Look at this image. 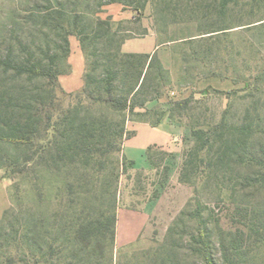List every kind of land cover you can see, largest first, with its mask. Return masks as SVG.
<instances>
[{"label": "trees", "instance_id": "1", "mask_svg": "<svg viewBox=\"0 0 264 264\" xmlns=\"http://www.w3.org/2000/svg\"><path fill=\"white\" fill-rule=\"evenodd\" d=\"M197 1L33 0L10 12L2 25L7 34L0 36V169L15 181V204L0 216V264H123L113 251L119 180L132 164L122 155L132 135L126 123L154 126L164 117L190 128L193 143L178 182L192 193L163 242L144 258L125 255V264H264L260 81L243 83L240 116L228 105L210 123L195 112L196 92L172 95L184 79H172L159 56L168 48L174 63L183 64L185 46L210 44L212 34L229 29L220 17L232 0ZM110 4L137 19L150 6L159 50L122 53L133 35L122 22L101 17ZM193 23L194 34L177 27ZM70 37L79 43L85 68L82 87L67 93L58 78L66 74L62 67L70 72ZM208 89L197 93L203 97ZM237 92L222 94L230 99ZM151 102L165 106L153 111L154 119ZM152 150L146 157L155 167ZM211 200L232 207V228L213 217Z\"/></svg>", "mask_w": 264, "mask_h": 264}, {"label": "rangeland", "instance_id": "2", "mask_svg": "<svg viewBox=\"0 0 264 264\" xmlns=\"http://www.w3.org/2000/svg\"><path fill=\"white\" fill-rule=\"evenodd\" d=\"M194 1L197 0H193L191 5L194 4ZM201 1L212 3L211 0ZM32 2L33 0H0V36L7 34L2 30V25L9 23L7 17L10 12L14 8L25 10ZM197 2L199 3L200 0ZM184 4L185 2L182 1L181 6ZM215 17L213 14L212 19L214 20ZM220 18L229 29L212 34L208 39L211 41L210 44L185 46L183 50L185 53H189L187 62L175 64L174 55L168 48L159 53L165 67L170 70L172 79H177L178 74H182L181 77L184 79L181 87H176L177 83L175 84L173 89L175 94L172 95L180 97L186 96L190 91L196 92L194 99L199 103L195 105V112L200 113L202 120L205 119L210 123L217 122L228 105H230L231 114L240 116L245 103V100L241 98L247 93L240 89L243 88L245 81L253 83L254 79H258L260 87L264 89V0H232ZM136 22H122V27L137 34L140 29ZM204 22L202 23L204 24ZM177 27L183 29V35L194 34L196 31L194 23L193 26L181 24ZM4 48L5 46L0 44V55ZM193 51L196 53L194 54ZM199 55H204L205 60L201 62L197 58ZM61 69L66 71V74L69 72L65 66ZM206 86H208L209 92L202 97L197 91ZM177 88L179 89L177 90ZM232 90L240 92L233 94L230 99L222 94ZM256 95L264 102V93L260 95L256 93ZM147 107L151 109L150 119H154L153 111L156 110L158 113L157 111L165 108V106L161 108L160 103L157 102H151ZM169 156L166 152L154 148L151 152L152 162L155 164L153 172L148 174L136 172L131 176L123 174L120 177L117 218L121 217L125 210L141 206L156 198V190L167 178ZM0 177H3L0 178L1 216L5 209L15 204V181L10 180L2 169H0ZM174 182L173 179L171 182L169 181L168 189L155 204V212L149 222L150 226L143 229L135 241L125 245V242L121 241V236L125 237V226L121 225V221L120 223L116 222L114 260L125 264V255L144 258L148 252L163 242L171 219L178 214L192 193L188 186L185 185L186 187L183 189L182 186H177ZM184 193L186 196L189 193L186 200L183 198ZM211 201L213 217L219 219L223 229L232 228V207L227 203Z\"/></svg>", "mask_w": 264, "mask_h": 264}, {"label": "crops", "instance_id": "3", "mask_svg": "<svg viewBox=\"0 0 264 264\" xmlns=\"http://www.w3.org/2000/svg\"><path fill=\"white\" fill-rule=\"evenodd\" d=\"M110 16L114 22L137 21L140 29L135 34L129 31L133 36L125 40L121 45V52L126 54H153L159 50L157 37L153 28L151 8L147 6L143 13L137 19V14L120 4H110L104 8L101 17ZM70 54L68 64L70 72L61 75L58 82L61 88L67 92H75L82 87L85 61L81 52L79 43L75 37L69 38ZM126 131L132 135L125 139L122 147V155L125 160L132 162L127 168L126 175L136 172L146 174L153 172L155 168L150 164L146 157V151L149 148H157L169 154V163L167 164L166 181L156 190L157 196L141 206L129 208L117 222L125 226V237L121 236V241L130 244L141 234L142 230L150 226L151 216L155 212V204L168 189V183L172 179L174 184L186 186L178 182V175L183 162L185 152L192 146L193 140L189 126L185 122L173 123L167 117H164L158 124L151 125L148 122L128 121ZM131 179V178H130ZM189 197L183 194L185 200ZM172 220V219H171Z\"/></svg>", "mask_w": 264, "mask_h": 264}]
</instances>
